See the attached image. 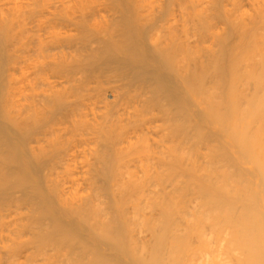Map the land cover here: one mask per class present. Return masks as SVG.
Wrapping results in <instances>:
<instances>
[{"label": "bare ground", "instance_id": "6f19581e", "mask_svg": "<svg viewBox=\"0 0 264 264\" xmlns=\"http://www.w3.org/2000/svg\"><path fill=\"white\" fill-rule=\"evenodd\" d=\"M0 264H264V0H0Z\"/></svg>", "mask_w": 264, "mask_h": 264}]
</instances>
